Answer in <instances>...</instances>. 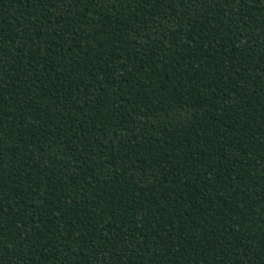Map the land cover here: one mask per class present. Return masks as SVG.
<instances>
[{"label": "trees", "instance_id": "1", "mask_svg": "<svg viewBox=\"0 0 264 264\" xmlns=\"http://www.w3.org/2000/svg\"><path fill=\"white\" fill-rule=\"evenodd\" d=\"M0 264H264V0H0Z\"/></svg>", "mask_w": 264, "mask_h": 264}]
</instances>
